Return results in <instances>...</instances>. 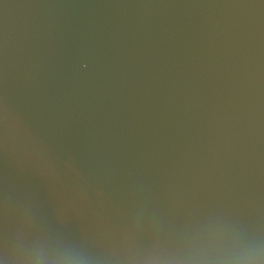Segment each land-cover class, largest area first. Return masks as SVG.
Listing matches in <instances>:
<instances>
[{
  "label": "water",
  "instance_id": "obj_1",
  "mask_svg": "<svg viewBox=\"0 0 264 264\" xmlns=\"http://www.w3.org/2000/svg\"><path fill=\"white\" fill-rule=\"evenodd\" d=\"M0 264H264V0H0Z\"/></svg>",
  "mask_w": 264,
  "mask_h": 264
}]
</instances>
